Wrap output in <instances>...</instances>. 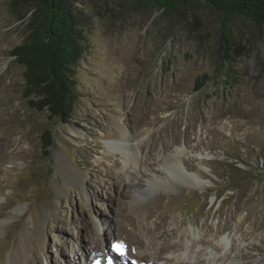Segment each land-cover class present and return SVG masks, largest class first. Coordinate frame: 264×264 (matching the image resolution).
I'll use <instances>...</instances> for the list:
<instances>
[{
    "label": "rangeland",
    "instance_id": "1",
    "mask_svg": "<svg viewBox=\"0 0 264 264\" xmlns=\"http://www.w3.org/2000/svg\"><path fill=\"white\" fill-rule=\"evenodd\" d=\"M71 1L82 54L62 122L23 96L24 67L10 50L27 20L0 0V264H255L264 256V25L229 18L226 45L203 0L171 18L139 0ZM122 133L146 168L123 160ZM179 150L201 185L155 165Z\"/></svg>",
    "mask_w": 264,
    "mask_h": 264
},
{
    "label": "trees",
    "instance_id": "2",
    "mask_svg": "<svg viewBox=\"0 0 264 264\" xmlns=\"http://www.w3.org/2000/svg\"><path fill=\"white\" fill-rule=\"evenodd\" d=\"M15 16L26 17L27 36L10 50V55L23 65L24 95L37 110L46 109L50 118L67 122L73 110L76 94L68 77L71 66L82 54V44L71 0H10ZM144 9L157 8L161 16L171 18L187 1L139 0ZM219 16V28L224 43H232L231 17L249 20L255 26L264 25V0H203ZM200 3L201 0H200ZM195 88L203 85L200 77ZM36 98L35 101L33 98ZM44 147L51 145L44 132Z\"/></svg>",
    "mask_w": 264,
    "mask_h": 264
},
{
    "label": "bare ground",
    "instance_id": "3",
    "mask_svg": "<svg viewBox=\"0 0 264 264\" xmlns=\"http://www.w3.org/2000/svg\"><path fill=\"white\" fill-rule=\"evenodd\" d=\"M165 100H166V98H165ZM114 142L113 143L110 142L111 144L110 143L109 144L112 145V144H114ZM116 146H117L116 149L121 151V153H123L122 154L123 155V160L125 162L133 161V162L136 163V165L138 163H140V166L142 165V161L137 158V155H135V151L133 150L134 148H133L132 143L130 142V139L124 133L118 135ZM137 147L138 146L136 145V148ZM155 165H157L163 172H165L166 175H168V172H169V173H171L173 175V177H175V178H177L179 180H182L184 178V180L190 181V183H193L194 185H197V184L201 185V182L199 180H197L195 176H191V175H188V174L185 173V170H186L185 168L186 167H185V163H184L183 158L180 156V150L179 151H175L174 153H163V155H161L160 157H158V159H156ZM142 166L144 168H146L145 164L142 165ZM182 173H185L184 174L185 176H183ZM151 187H152V185H148V188H151ZM112 255H115V254H112ZM120 256L124 257L126 255L123 254V255H120ZM143 257H145V256L141 255V253H136L134 255V257H131V259L135 258L136 260H142ZM157 258L160 259L159 255H158ZM128 260H129V257H128ZM186 262L187 261L178 259V260L175 261V264H193L191 261H188L187 263ZM263 262H264V256L259 258L255 262V264H262ZM126 264H129V263H127V259H126ZM164 264H168V263H164Z\"/></svg>",
    "mask_w": 264,
    "mask_h": 264
},
{
    "label": "snow or ice",
    "instance_id": "4",
    "mask_svg": "<svg viewBox=\"0 0 264 264\" xmlns=\"http://www.w3.org/2000/svg\"><path fill=\"white\" fill-rule=\"evenodd\" d=\"M114 249L118 252H120L121 254H124V245L122 243H117L115 245H113ZM109 264H111V260L109 261Z\"/></svg>",
    "mask_w": 264,
    "mask_h": 264
}]
</instances>
